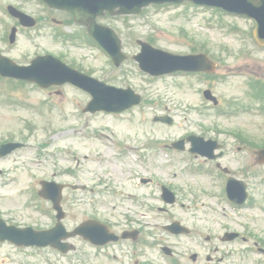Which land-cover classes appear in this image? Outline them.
I'll list each match as a JSON object with an SVG mask.
<instances>
[{
  "label": "rangeland",
  "instance_id": "1",
  "mask_svg": "<svg viewBox=\"0 0 264 264\" xmlns=\"http://www.w3.org/2000/svg\"><path fill=\"white\" fill-rule=\"evenodd\" d=\"M7 2L21 4L25 10L31 15L40 16L42 22L40 28L36 30H26L29 33L22 32L20 40L13 48V53L17 56L28 55V58L33 57L34 53H42L45 50L50 51L54 55L64 56L68 61H76L78 65L83 67H91L95 70V75L102 79L112 80L116 85L127 86L131 85L137 91L150 94L159 103L158 110H153L149 114L150 121L145 125L139 122V112L142 108H136L132 112L125 113L121 120H115L110 114L95 113L85 114L81 111V106L88 100L89 96L71 85H65L60 88H54L52 91H44L33 84H27L24 87V92L15 95L5 103H0V135L4 138L14 137L16 140L22 139V134L30 137L31 146L20 151V157L13 155L9 160L0 162V166L10 167L9 172L11 176H16V180L8 187L0 188V192L4 193L5 199L1 201L2 208L8 217H16L21 220H16L22 223L30 221L40 224H49V220L41 217L37 212L28 209L25 203V196L21 193L22 189L28 188L29 183L33 179V175L38 179L41 177L54 178L56 180L68 179L69 181L79 185L95 183L100 188L110 191L114 188L117 191L121 189L122 193L135 194V191L143 190V201H147V205H153L159 202L157 193L158 185L153 183L151 185H139L135 179L132 178L130 170L142 172V167L135 165L129 159H123L122 162L112 161L103 163H94L91 160L89 166H84L83 169L78 170L75 175L61 174V167L57 164L63 163L66 156L60 152L58 156L48 154V152L62 149V144L67 141L72 152L77 156L79 153L86 152L89 159H92L95 149L104 151L106 149L92 137V133L100 131L102 126L119 127V132L122 131L123 138L129 142L144 143L146 140H154L155 137L172 139L181 135L185 130L192 129L185 123L183 126L175 125L168 128L167 126L155 123L153 116L164 114L167 110H173L180 115H189L192 125L201 123L203 126H211L213 121L220 120V124L227 135L223 134L228 144L231 145L234 141L238 143L237 138L232 135L233 131L240 130L245 133L255 145H259L264 141V119L259 115H250L242 106H236L240 110L234 117L222 118L215 109L211 108L209 104L203 102L199 96V88L202 86L194 78H172L159 77L157 80L148 81V75L141 74L137 70V62L133 59V55L140 51V46L137 44V39L148 40L153 38V43L156 47L163 48L175 53H192L195 46L198 50L209 51L212 57L218 61L219 65L217 71L227 73L228 70L251 72L257 76L264 78V50H258V46L247 35L253 32L255 27L254 21L238 17L233 14L223 13L224 23H220L219 27L218 17H215V10L204 11L203 8H193L182 11L183 7L171 6L170 8H154L151 7L142 16H116L104 22H109L116 27L118 33L123 39L125 51L129 54V59L123 64L122 68H111L107 64V57L95 47H81L76 45L86 44V39L73 40L72 39H58L54 28H51V19L45 20L47 11L43 4L35 0H7ZM55 17L60 18V14ZM209 18L213 20L215 27L207 28L206 24ZM234 27L235 29H233ZM77 24H71L65 27V31L75 33L80 31ZM184 29L188 33V38L183 40L180 36V30ZM69 40V41H68ZM187 40L189 42H187ZM2 32L0 30V46H3ZM239 68V69H237ZM103 70L106 74H104ZM219 87L216 88V94L224 97L237 98L238 103L245 105H254L250 102L248 97V83L247 80L241 76L225 77ZM217 85V84H216ZM0 99H6V96L0 95ZM14 101L15 103H11ZM182 118H178L181 122ZM33 130V131H32ZM32 131V132H31ZM208 136H214L213 131L208 133ZM50 137V138H48ZM131 140V141H130ZM50 141V143L48 142ZM49 143L48 147L47 144ZM241 144V143H240ZM241 146V145H240ZM245 146H249L245 144ZM43 148V149H42ZM234 148L239 152L230 151L229 155L224 158V164L233 166L239 165V160L245 159L252 163L254 171H264V164L258 165L254 152H249L244 149L243 152L239 150V144ZM45 153L42 157H38L39 151ZM82 151V152H81ZM68 152V151H67ZM147 152H150L147 150ZM91 153V154H90ZM40 159V161H39ZM39 161V162H38ZM36 163V164H35ZM104 164V165H102ZM160 164V163H159ZM168 161L160 164L161 168L156 167V180L160 181H177V186H187L186 177H179L173 175L172 170L175 166L165 165ZM107 166V169H104ZM179 166V165H177ZM79 168V167H78ZM102 174L103 180L99 178ZM79 176V180H77ZM106 179V181L104 180ZM252 191L259 198V204L264 207V183H261L257 177H252L249 180ZM211 183L209 178L205 179L204 186ZM215 183V182H214ZM216 184V183H215ZM251 188V187H250ZM206 190L209 193H214L208 187L200 190L196 189L195 193L200 196V199H206L207 202H212L215 208L202 209L205 210L206 216L195 211L191 206V191H183L181 199L184 200L187 209H181L179 205H175L174 211L180 212L184 216L189 227H197L203 234H212L215 238L212 240L213 252L203 247L196 246L195 240H188L182 235H174L164 226L169 224L168 220L163 217L151 220H145L144 227L151 239L163 238L170 244L180 247L184 252L197 250L201 253V263H207L206 258L212 254L215 261L217 258L224 257L222 264H259V253L253 252L249 243L242 242H222L219 237L225 228L235 229L238 231L247 230L251 233L252 239L254 237L264 238V211L258 207L250 210L234 211L227 205H224V211L216 206L217 198L208 197ZM216 190V189H215ZM80 192H73L66 190L67 207L69 209L66 224L69 227L76 226L83 216L91 214L89 199L90 195H86L83 199L82 192L79 195V204L73 205L71 201L75 194ZM99 198V194H94ZM140 197V196H139ZM142 202V201H141ZM129 206V207H127ZM190 207V208H188ZM96 211L106 216L113 221L125 222L124 213L126 215H133L140 218L143 208L139 204L123 205L121 207L112 208L110 204L100 205ZM153 216L154 211L145 213V215ZM140 226V225H139ZM162 226V227H160ZM138 227V226H137ZM77 242L76 239H73ZM79 244V251L86 250L84 254H79L78 257L73 255L72 260L67 257H60L54 259L57 264H119L113 259L100 255L94 248L88 245L77 242ZM195 244V246L193 244ZM82 247H85L82 248ZM218 250H215V248ZM250 249V254L247 257L242 256L243 250ZM222 250V252H219ZM231 251L228 258L224 251ZM77 252V251H76ZM186 253V256H188ZM77 254V253H76ZM150 259L155 261V264H165L161 259L159 249L152 247ZM228 259V260H227ZM187 260V258H185ZM45 255H40L34 248L17 249L13 245L4 243L0 246V264H48Z\"/></svg>",
  "mask_w": 264,
  "mask_h": 264
},
{
  "label": "water",
  "instance_id": "2",
  "mask_svg": "<svg viewBox=\"0 0 264 264\" xmlns=\"http://www.w3.org/2000/svg\"><path fill=\"white\" fill-rule=\"evenodd\" d=\"M195 1H203V0H195ZM142 2H143V4H145V3L148 2V0H142ZM248 10H249L250 12H252V11H254V8L250 5V7H248Z\"/></svg>",
  "mask_w": 264,
  "mask_h": 264
}]
</instances>
